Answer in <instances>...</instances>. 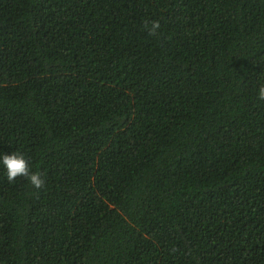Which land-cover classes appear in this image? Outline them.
<instances>
[{
	"label": "trees",
	"instance_id": "obj_1",
	"mask_svg": "<svg viewBox=\"0 0 264 264\" xmlns=\"http://www.w3.org/2000/svg\"><path fill=\"white\" fill-rule=\"evenodd\" d=\"M261 87L264 0H0V264H264Z\"/></svg>",
	"mask_w": 264,
	"mask_h": 264
},
{
	"label": "clouds",
	"instance_id": "obj_2",
	"mask_svg": "<svg viewBox=\"0 0 264 264\" xmlns=\"http://www.w3.org/2000/svg\"><path fill=\"white\" fill-rule=\"evenodd\" d=\"M159 27V22H152L151 27L148 28L149 34H154ZM258 98L264 100V87L258 90ZM0 172L9 182H14L18 177H23L35 189L41 188L44 183L38 173L30 170L27 160L18 152L0 153Z\"/></svg>",
	"mask_w": 264,
	"mask_h": 264
}]
</instances>
